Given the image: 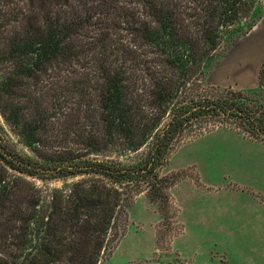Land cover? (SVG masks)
<instances>
[{
    "label": "trees",
    "instance_id": "1",
    "mask_svg": "<svg viewBox=\"0 0 264 264\" xmlns=\"http://www.w3.org/2000/svg\"><path fill=\"white\" fill-rule=\"evenodd\" d=\"M263 17L264 0H0V110L36 154L0 128V264H99L137 195L170 202L184 141L229 125L264 143L262 98L200 92Z\"/></svg>",
    "mask_w": 264,
    "mask_h": 264
},
{
    "label": "rangeland",
    "instance_id": "2",
    "mask_svg": "<svg viewBox=\"0 0 264 264\" xmlns=\"http://www.w3.org/2000/svg\"><path fill=\"white\" fill-rule=\"evenodd\" d=\"M231 48H226L224 45L221 46L208 61L206 74L201 82L204 90L202 88L200 92L205 90L208 92L223 90L243 91L254 97H260L264 101L263 84L247 89L231 83L233 81L230 76H234V80H247L250 77L253 65L250 63L245 64L251 62V59L247 57H245L244 65L237 63V71L233 64H225L221 70V76L226 78L228 82H216V71ZM237 56V62L242 60L243 56H241V53H238ZM262 71H264V67H262L260 75L263 74ZM0 128L6 138L18 150L36 158L35 152L22 142L16 129L6 119L1 110ZM217 129L232 131L240 135L242 140L234 142L231 147L234 157H236V154H239L240 157V160H234V162L247 164L246 155H255V169L264 170L263 142L251 139L229 125H219L214 130ZM194 139L186 140L182 144L189 143ZM182 144L173 151L162 170V174L165 176L179 174L176 183L168 190L171 197L170 202L168 204H158L150 201L144 192L137 195L132 205L128 208L129 221L124 235L115 245L114 250L111 253H107L99 264H264V221L261 222L260 219L257 224L251 226L245 222H248V220L240 211L238 220L233 222L240 221L241 229L249 232V234L256 232V237L249 236L246 239H188L181 237L176 240L184 233V224L180 218V211L185 201L183 196L187 191L194 189V186L207 189V199L230 201L235 206H241V210L245 212L250 202H258L259 210L262 205L264 206V191L259 189L256 178L250 177L247 171L245 172L241 168L237 170L230 169L224 177L209 179V181H203L195 167L176 170L175 167L181 162V157L191 156L200 145L195 144L184 147L185 144ZM142 152L126 155L122 159L136 162L140 159ZM227 155L229 154L227 153ZM186 179H189L191 184L183 183L175 187L177 183ZM34 180L42 188L52 189L62 185L61 180H43L39 178ZM200 199L197 196L196 200ZM203 199L205 198L203 197ZM258 216L260 218V212ZM236 225H232L233 231L236 230ZM250 226L252 229H250Z\"/></svg>",
    "mask_w": 264,
    "mask_h": 264
},
{
    "label": "crops",
    "instance_id": "3",
    "mask_svg": "<svg viewBox=\"0 0 264 264\" xmlns=\"http://www.w3.org/2000/svg\"><path fill=\"white\" fill-rule=\"evenodd\" d=\"M241 53L242 60L237 62V55ZM245 57L251 59V62L245 64L253 65L252 73L247 80H234V76H230L231 83L238 84L241 88L252 89L260 85V72L264 67V17L248 34L242 37L239 43L232 46L230 52L225 56L219 65L215 80L218 83H226L228 80L221 76V70L225 64L234 65L237 71V63L244 65ZM262 84L264 85V73L262 75ZM240 135L223 129L210 131L201 135L189 143H184V147L200 144L197 151L191 156L181 157V162L175 167L176 170H183L189 167H195L203 181H209L217 177H224L230 169H242L247 171L250 177H255L259 185V189L264 191V170L255 169V155H246L247 164L234 162L240 160L239 154L234 157L231 147L234 142L241 141ZM227 153L229 155H227ZM231 155V156H230ZM252 161V162H251ZM191 184L189 179L182 180L175 187L181 184ZM184 184V186H185ZM194 186V185H193ZM202 194V195H201ZM197 196L201 199L196 200ZM208 191L202 187L194 186V189L187 191L184 196L180 218L184 224V233L179 238L188 239H246L249 236L253 238L257 236L256 232L244 231L239 225V211L246 218V223L254 226L260 219L264 221V206L259 210V203L250 202L245 211L241 210V206H235L227 200H209L207 199ZM226 196V195H225ZM203 197L205 199H203ZM260 212V218H259ZM244 222V221H242ZM250 222V223H249ZM236 225L233 231L232 225ZM250 226V229L252 227ZM234 234V235H233ZM177 242V241H176ZM228 264V263H222Z\"/></svg>",
    "mask_w": 264,
    "mask_h": 264
}]
</instances>
